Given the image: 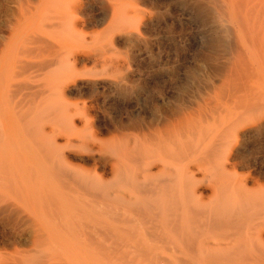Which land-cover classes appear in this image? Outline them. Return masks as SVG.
<instances>
[{
    "label": "bare ground",
    "instance_id": "obj_1",
    "mask_svg": "<svg viewBox=\"0 0 264 264\" xmlns=\"http://www.w3.org/2000/svg\"><path fill=\"white\" fill-rule=\"evenodd\" d=\"M187 25L201 31L200 47ZM95 27L103 29L91 33ZM182 45L194 49L192 61L181 57ZM123 48L125 63L119 58ZM169 65L175 74L171 70L170 75L162 74L160 67ZM182 69L184 80L179 78ZM29 71L36 74L35 84L21 88L31 81L27 78L23 84L10 85L21 91L13 88L14 95L10 87L5 91L17 101L23 89L30 90L25 95L37 104L38 114L28 109L27 115L33 113L40 120L21 118L35 120L37 132L28 130L20 139L7 134L3 125L18 118L19 110L10 107L14 100L6 94L5 103L12 100L10 112L0 107V232L10 231L13 237L26 232L35 254L23 253L31 258L40 255L39 264H90L100 259L101 252L110 251L120 253L125 262L131 250L138 253L143 220L148 226L146 244L152 247L171 246L190 228L213 233L196 240L208 250L217 247V252L224 245L218 231L248 230L264 237V223L259 222L264 214L254 201L258 191L248 187L247 178L236 181L231 173L240 141L264 135V111L253 116L264 101L260 97L264 84L258 81L264 75V0H0V76L8 72L22 78ZM15 78L11 81L17 83ZM253 78L261 85L255 91L259 94L262 89L261 102L249 87ZM217 82L229 95V90L245 91L250 101L246 104L243 98L236 107L213 104ZM149 85L157 89L156 104L152 112H141L140 106H145L141 91ZM55 91L68 105L74 91H87L93 98L89 107L98 111L119 107L106 123L109 133L122 136L113 155L96 159L93 149L71 143L74 134L69 131L76 129L78 118H88L78 107L60 113V128L47 132L41 126L47 116L38 108ZM220 91L224 94L220 99L227 102L229 95ZM238 96L228 102L238 103ZM23 100L17 102L25 106L20 112L28 106ZM134 105L139 107L136 114L130 110ZM88 108L84 104L83 109ZM247 113H252V120L244 124ZM128 129L142 137L134 141L123 137ZM224 133L229 137L223 138ZM223 139L231 141L227 144ZM78 147L91 155L84 159L71 151ZM76 161L91 162L93 167L102 163V175L77 166ZM105 175L113 181H104ZM16 261L11 263H20Z\"/></svg>",
    "mask_w": 264,
    "mask_h": 264
},
{
    "label": "rangeland",
    "instance_id": "obj_2",
    "mask_svg": "<svg viewBox=\"0 0 264 264\" xmlns=\"http://www.w3.org/2000/svg\"><path fill=\"white\" fill-rule=\"evenodd\" d=\"M95 28L96 29H93L92 28L93 30L90 29L91 30L90 32L91 33L92 32L93 33L94 32L95 33H98V32H100L103 29V27H95ZM195 28H194V26H191V25H187L186 26V30L188 29L190 32H192V34L195 32L193 34L195 37L194 36L193 37L195 39L196 46L197 47H200L202 45V42L200 40V36H198V35L201 33V31L199 29H195ZM198 41H200V43ZM126 50L127 49H124L123 48L121 50V52H123V54L121 56H119V58L121 59V62L122 63H125L127 61V60H122V58L123 59H127V56H126V53H125ZM180 55H181L182 58H185V60L188 59V60H191L192 61L193 57L195 56V51H194V49L189 48L187 45L186 46L182 45V47L180 49ZM125 65L127 66V65H130V64L127 62ZM169 66L160 67V68H162L161 69L162 71L164 70L163 72L161 71L162 74L164 73L166 75H170V72H169L170 70L173 71L174 74H175L176 71L172 68V65H169ZM197 67H198V65L195 67L196 68V70H195L196 72L199 69L201 70L200 64H199V67H198L199 69L198 70H197ZM126 68H128V67H126ZM129 68H130V66H129ZM154 69H157V68H154ZM150 70L153 71V69H150ZM183 71H184V69H182V71L179 72V78L182 79V80L185 79V74H184ZM199 71L197 73L200 75L201 71H200V73H199ZM8 72H3L2 73V74H5L6 73L5 75H6L7 78L3 75L5 77L4 78L5 81L4 80L3 81H0V85L2 84V82H4L3 83L4 84L3 87H1L2 89L0 88V90H1L0 91L1 92V100H0L1 105H0V107L2 106L3 109H5L7 112H10L9 109H8V105L11 103L10 101H12L11 99L14 96L12 97L11 94H8L7 95L6 94V91L8 93V90L9 91L14 90L13 88H15V87L12 88V86L14 84H19V83H21V81L22 82L23 81L25 82V81L28 80L27 78H29L31 80L29 82V84L26 82L27 83L26 85L24 83V86L22 85L20 87L21 88H23L25 86L26 87L27 86L30 87V84L31 83L35 84V80L33 79V77L36 78V74L35 75H31V74H34L35 72L34 71H31V72L29 71L31 76L28 74L29 72H26L28 75H25L24 77L20 78L19 75L18 76L16 74L11 75ZM7 73L9 75H7ZM194 74L196 75V73H194ZM22 75H24V73L23 74H20V76H22ZM260 75H263V74L261 73ZM3 76H0L1 77L0 79H3ZM14 77H16V78L19 77V80L17 78V81H18L17 83H16L15 80H14L15 82L14 81H11V79L13 80ZM259 77L262 78V77H264V75L263 76H259ZM259 77L256 76L257 80H258ZM25 78H26V80H25ZM261 78H259L260 80H258V81L259 82L262 81L261 84L262 83L264 84V82H263L264 80H262L263 78L262 79ZM6 80H7V82H6ZM255 80L256 79L253 78V81L254 82H250L251 84L250 85L248 84V85H249L250 88L252 87L253 90L252 89L251 90L253 91V93L255 95L257 94L256 95L258 97L257 100L261 102V100L263 101V99H264V95H263L264 92H263L262 95H260L262 89L260 90V93L259 94L255 92V91L258 90L257 88H259V89L261 88V87L258 86V85H260L259 82L257 80L255 81ZM253 83H255V84H253ZM21 84H23V83H21ZM218 84H221V83L217 82L216 85H215L216 87H219V89L214 92V96L212 95V97H214L211 100L213 104L216 103V105H218V104L219 105H222V104L224 105L226 103L227 105L229 104V107H233V106L236 107V106L242 105L243 102L246 100L245 97L248 95V93H246L245 91H242V93L245 92L243 94L244 96L243 95H239L238 96V93L240 94L241 91H237L234 94V92H231L229 90V92H230V95H229V93H227V90L228 89H224L223 90V88L220 85L218 86ZM10 85H12V86H10ZM17 86L18 85H16V87ZM7 87L8 88L10 87L12 89H8ZM20 87L18 86L15 89H19L21 91ZM153 87H154L153 85H149V86H146L141 91V95L145 98V106L144 107L143 106H140V111L141 112L142 111L145 112L147 110H148V112H152L153 111V108L152 107L156 104V96H157V92H156L157 89L155 87L154 88ZM262 87L264 89V85ZM5 89H8V90L5 91ZM19 90H17L18 91V94H17V92L15 94V95H17V97L20 96L19 95ZM154 90H155V92H153ZM15 91L14 92L12 91L11 93H13V95H14ZM23 91H24V89L22 90V94H21L20 97H18V98L16 97L18 99L17 101H15L16 99L13 98V100L15 102L13 101L14 102V103L12 102L13 106H10V107H12L13 110H16L14 108H16L15 106H17V109L19 111H16V112L19 113V116L20 117L19 116H18V118H16V117L14 118L13 117L12 119H10V120L7 121L8 123H6V124L3 125L4 129L6 130L5 132L7 134L14 135L15 138H18V139L22 138V136L23 137H26L24 135L29 134L28 130L29 131L30 130L33 131V132H30L31 134L36 133L37 132L36 125L32 121H35L36 120V123H37L38 122V117H39V120H40V116H38L36 119L34 117V116H37V114H38V110H37V107L38 106H37V104L36 103L31 104V102H29L30 100L29 99H28L29 101L27 100V95H25V93L27 94L26 91H30V90H26L25 89L24 93H23ZM218 91H220V92H223L224 91L225 93H227L225 95V97L227 95H229V97L232 96V98H229L227 96L228 97V98L226 97L227 102H224L225 101V98H224V101H222L223 99L222 100L220 99V97H221V95L223 93L222 94L221 93H218ZM86 92L87 91H83V92L74 91L72 95H69L70 97L68 96L69 97L68 98L69 105H68L66 103V101L58 94V92L55 91L53 93V96H52L51 100H49L47 102V104H44V106L42 105L43 107H39L38 108L39 110H41V109L43 110L44 109L43 110L44 112L42 110L41 111H42L43 114H45L47 116L44 119L45 122L43 124H41V126L42 125L45 126L46 129H47V132H50L51 131V128H54V127L60 128L63 125V123L61 122L60 117H59L60 113L62 111H64V110H66V107L71 108L72 110H74L75 108L78 107L81 110H83L82 112H84V114L86 115V117H88L89 119L86 118L85 119L87 121L86 122V121H84V119L81 120V118H78V119H80L82 121V123L80 122V120H77V127H76V129L69 131V132H72L74 134V137L73 136L71 137V133L69 134V136L71 137V139H70L71 143L72 144L73 143L74 144H79V145L81 143H83L84 144V147H86L88 149L89 148L90 149H93L95 154L92 153V152L91 153L94 154V156L96 157V159L98 157L100 158L102 156L104 158H106L109 155L110 156L113 155V153H114V150L113 149L115 148L116 143H117L116 140H118V139H120L122 137V136H119V134L117 132H115V131H112V132L109 133V131H107L108 127L106 125V123L111 122L110 119L114 118L116 116V114L119 112L120 109H119L118 106H114V107L111 106V107L106 108V109L101 108V110L98 111V107H92V106L89 107V105H91V102L93 101L92 100L93 98L90 95V97L92 98L91 99L89 97V93L88 92L86 93ZM80 93L81 94L83 93L81 95L82 97L78 96V95H80ZM231 93L234 94V95H232ZM5 94L7 96L11 97V99L7 98V99H9V103L8 104L5 103V102H8L7 100L4 101V97H7V96H5ZM218 94H220L219 95V99L220 100H218V97H217ZM236 95L238 97H235V99L237 98L236 100H238V103L240 101V103L238 104L237 101H236V104H235L234 103L235 101H233L234 104L233 103L230 104L229 102H232L233 96H236ZM258 95H260V97L263 96V98H261V100H260V97ZM23 96H24L25 99L22 98ZM154 97H155V99H154ZM222 97H224V96H222ZM87 98H90V99H87ZM242 99H243V101H242ZM20 100H23V101L26 100V103H27V101L30 103V105L25 103V105H28V106H26L27 109H24L23 108L24 110L22 111L23 114H25V112H26V116H22L23 114H21L22 112H20L21 109H19V108L25 107L24 105L20 107L21 104H18ZM228 100H229V102H228ZM248 101H250V100H248ZM248 101L246 100L245 103L248 102ZM218 102H220V103H218ZM263 102L260 103L261 105L263 104L262 105L263 107H260V109H262V110H259L258 108L255 109V111H257V112L254 111L253 112L254 113L253 116L255 114L259 116V115H261L260 114L261 111H264V103ZM251 103L252 104L255 103L257 105L259 104V103L254 102V100ZM251 103L249 102V104H251ZM3 104H4V106H3ZM12 104H10V105H12ZM84 104L87 106V108L89 107L88 108L89 110L86 109V111H85L83 109ZM246 104H248V103H246ZM260 104H259V106H260ZM31 105H35V107L34 108H31ZM231 105H233V106H231ZM28 109H30V112H33L34 113V116H31V115H33V113H30L29 116L31 117V119H35V120H31V121H26L25 120L24 121L25 118H27V119L30 118L27 115L29 113ZM33 109H36L37 111L36 110H33ZM1 110L2 109H0V120L3 119V116L1 114ZM13 110L11 111L12 114L10 113V116L11 115L14 116L16 114V113H14L15 111L13 112ZM130 110L131 111H134V113L136 114V112L139 111V107H138V109H136V106L134 105V108H130ZM35 111H36V113H35ZM41 111H39V112L41 113ZM251 115H252V113H250V114L247 113V114L244 115L243 122L248 121V122H246L244 124H248L249 122H251L252 119L249 118ZM49 116H51L52 119L51 118H50V120L47 119V118H49ZM21 117H23L24 119L21 118ZM48 120L50 122H46ZM54 124H56V125L54 126ZM23 126H25V127H23ZM26 127H28V128H26ZM29 127L30 128H33V129H30ZM121 134H123V137H124V135L125 136H128V138L130 137L131 138V141H134L138 137L139 138L142 137L141 136L142 134L141 133H138L134 129L124 130ZM226 135H227V133H226ZM224 137H229V133H228L227 136H225V133H224L223 134V138ZM262 137H260V138L257 137L255 139L253 138V139H246L244 141L243 140L240 141L239 147H241L240 148L241 150L236 155L235 161H233V163L231 165V173H232V175L235 174L234 177L237 178V179H235L233 176H232L233 177L232 178L231 175H230V178L232 180V181L231 180L230 181L231 182H236L237 180L247 178V180H248V187L250 189H252V190H255V192H257V191L259 192L260 191V193L261 194L263 193L262 195L264 196V192H263L264 191V137L263 138ZM77 140H79V142H77ZM228 140H230V139H227V140L225 139L224 141H226L227 144H228L232 140V138H231V140L229 142H228ZM226 142H222V143H225L224 144V147L227 146ZM113 143H114V145L112 146ZM84 147H82V148L80 147L81 149H79V147H78V149L71 148V151L73 149V151H74L73 153H76L78 155H84V159H87L88 156H86V155H88L89 153L86 152V149ZM75 148H77V147H75ZM77 150H78V152H77ZM258 150H259V152H258ZM81 151H83V152H81ZM89 155H91V154H89ZM237 157H238L239 160L243 159V160H241L242 162L239 161L237 159ZM77 163L80 164V165H78ZM81 163H80V161H76L75 162V164L77 166L82 167L83 169H85V170H87L89 172L96 171L99 175H102V172L100 170V168H102V165H101L102 163L101 164L99 163V166H96V167L90 166L91 162H89V163L88 162H81ZM87 165H88V167H87ZM112 179H113V177L111 175H105L104 176V181H106V182H111V181H113ZM234 179L236 181H233ZM250 179L252 181L253 180H255V181L252 182ZM258 192L256 193L257 195L255 194V196H254L255 197L254 201H255V204H257L259 206L257 209H259L261 211V214H264V209H263L264 208V206H263L264 204L262 203V200H263L262 198L263 197L260 199V196H259L260 193H258ZM260 221L264 223V216H260L259 222ZM146 226H147V224H146L145 220H143L142 221V224H141V227H140V230H139V237H140V246L139 247L140 248L137 249V252L138 253L135 252L136 251L135 249L131 250L132 252H130V257L127 258V259H125L126 261L128 260L127 262L126 261L125 262L123 261L124 259L121 258V254L120 253H118V255H117V252L114 253V252H110V251L109 252L108 251H104V252H101V254L102 253L103 254L100 256V259L98 257V259H96V261H93V262L91 261L90 264H264V254H263V251H264V237L263 238H260V237H258L256 235L252 234L251 232H249L246 229H244V230H246L244 232L243 231L242 232L237 231L238 234H236V233L234 234L235 231H233V230H230V231L233 232L232 234H231L230 231L229 232L225 231V233L222 232V231H218L219 238H221L219 240H222V243H224V245H222L221 248H222V250H223V248H225V249L227 248V249L226 250L224 249L225 251L219 250L217 252V251H215L217 249V247L212 248V250H208L207 247H205V246H199L198 245V243L200 242L199 240L202 237L208 239V238H211V236H213L212 235L213 233H211L210 231L205 230L204 228H194V229L190 228V230L187 231V233H184L181 236H179L178 241L175 244L171 245V246H167V247L166 246L165 247H154V246L152 247V246H148L146 244L147 243V227L148 226L147 227ZM0 239H1L0 241L2 242V243L0 242V264H10L14 260L15 261L17 260L16 263H19L20 262L19 264H23V263L25 264V262H23V261L24 260L26 261V258H27V260H30V262H35V264H39V262L37 260L39 259V257H41L40 255H38L39 257L38 256H35V257L31 258V255H34L35 254V252L31 251V250H34V246H33V244L28 243V242H31L32 243V239H31V237H29V235H27L26 232L23 233L21 236H18V237H15L14 236L13 237L10 234V231H7L6 230L5 232H0ZM196 239H198L199 242H197ZM25 243H27V244H25ZM30 245L33 248H31ZM237 245H239V246H237ZM13 246L15 248H13ZM22 246L24 248L25 247H27V248L20 249V247L22 248ZM10 247H12L13 250ZM28 247L30 248V250H29ZM218 248H220V247H218ZM21 250H24L25 252L29 251V252H27L29 254H30V251H31V252H33V254L29 255V254H27L25 252L23 253V251H21ZM23 254H25V255H23ZM26 255H27V257L24 259L23 257H25ZM112 255H113V257H112ZM114 257H116V258H114ZM20 259H22V263H21ZM18 260H19V262H18ZM8 262H10V263H8ZM13 263H15V262H13ZM13 263H11V264H13ZM29 263H26V264H29Z\"/></svg>",
    "mask_w": 264,
    "mask_h": 264
}]
</instances>
